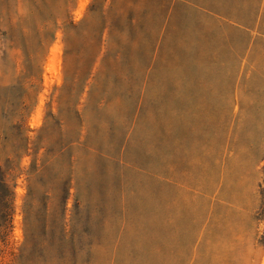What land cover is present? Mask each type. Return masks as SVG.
Masks as SVG:
<instances>
[{
    "label": "rangeland",
    "instance_id": "obj_1",
    "mask_svg": "<svg viewBox=\"0 0 264 264\" xmlns=\"http://www.w3.org/2000/svg\"><path fill=\"white\" fill-rule=\"evenodd\" d=\"M0 264H264V0H0Z\"/></svg>",
    "mask_w": 264,
    "mask_h": 264
},
{
    "label": "bare ground",
    "instance_id": "obj_2",
    "mask_svg": "<svg viewBox=\"0 0 264 264\" xmlns=\"http://www.w3.org/2000/svg\"><path fill=\"white\" fill-rule=\"evenodd\" d=\"M59 61V48L56 47L54 51V55L51 57V64L52 65H57Z\"/></svg>",
    "mask_w": 264,
    "mask_h": 264
}]
</instances>
